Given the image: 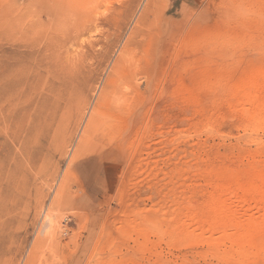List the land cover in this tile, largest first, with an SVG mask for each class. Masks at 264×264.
I'll use <instances>...</instances> for the list:
<instances>
[{"label":"rangeland","instance_id":"1","mask_svg":"<svg viewBox=\"0 0 264 264\" xmlns=\"http://www.w3.org/2000/svg\"><path fill=\"white\" fill-rule=\"evenodd\" d=\"M48 1L0 0V81L7 83L0 99V264H264V232L230 242L229 219L212 224L218 252L207 244L217 209L264 217V198L249 190L264 194V0H153L140 28L148 0L135 7L130 0H84L62 12ZM235 6L243 13L227 14ZM125 47L131 58L114 73ZM83 78L77 88L88 109L70 103L76 111L69 120L62 100L57 120L64 111L69 121L58 149L39 134L56 111L57 93L67 98ZM110 80L128 99L118 102L122 120L90 136L106 149L87 142L94 147L75 163L89 110ZM244 82H260L254 101L242 100ZM194 216L206 227L203 240L189 230L165 235L179 218L192 224Z\"/></svg>","mask_w":264,"mask_h":264},{"label":"bare ground","instance_id":"2","mask_svg":"<svg viewBox=\"0 0 264 264\" xmlns=\"http://www.w3.org/2000/svg\"><path fill=\"white\" fill-rule=\"evenodd\" d=\"M42 1H44V0H42ZM41 0H40V2H42ZM46 1H48V0H46ZM50 1V0H49ZM48 1V2H49ZM56 1H57V6H58V8L60 9H56L55 8V10H56V12H57V10H59V11H64L63 9H64V7L66 6L67 7V5L66 4H70V3H74L73 5H75V3H76V5H75V8L76 7H78L77 6V3L78 2H82V1H84V0H52V2H55V5H56ZM86 1V0H85ZM89 1V0H88ZM138 1H141V0H138ZM145 1V0H144ZM143 1V2H144ZM153 0H148L147 1V5H146V8H145V10L146 11H144L145 13H143L142 15H140L139 16V19H138V21H137V23H138V26H139V28L140 27H142V26H144L145 25V23L146 22H148L147 21V17H146V13H148V7L150 8V4H151V2H152ZM222 1V0H221ZM231 1V0H230ZM250 1V0H249ZM253 1V0H252ZM48 2H47V5H48ZM228 2H229V0H228ZM43 3V2H42ZM41 3V4H42ZM153 3V2H152ZM231 3H234L233 2V0L231 1ZM251 3V2H250ZM134 4H137V0H130V6H133V7H135L134 6ZM51 5H52V3H51ZM239 5H241V4H239ZM45 6H46V4H45ZM50 6V5H49ZM54 6V5H53ZM80 6V5H79ZM224 6H226V5H224ZM238 6V5H237ZM243 6V5H242ZM56 7V6H55ZM65 7V8H66ZM71 7H72V11L74 10L73 8V6L71 5L70 6V10H71ZM132 7V8H133ZM141 7V6H140ZM154 7V6H153ZM231 7V6H230ZM230 7H226V8H229L228 10H227V14H229V15H232V14H235L234 12H233V10H237L236 11V13L237 12H239L240 11V13H243L242 12V10H241V8L242 7H240L239 6V11H238V7H232L231 9H230ZM50 8H51V6H50ZM69 8V7H68ZM137 8V7H136ZM244 8V7H243ZM54 9V8H53ZM222 9V8H221ZM253 9V8H252ZM54 10V11H55ZM140 10V9H139ZM223 10V9H222ZM221 10V11H222ZM141 11V10H140ZM61 12H59V14L61 13ZM65 12H66V10H65ZM245 12L246 11H244V14H245ZM58 13V12H57ZM131 13H133V11L131 12ZM131 13H130V16H131ZM55 14V13H54ZM59 14H57V17L59 18L60 16H61V14L59 15ZM66 14H68V13H66ZM70 15H72V13L70 14ZM242 15V14H241ZM246 15V14H245ZM29 17V16H28ZM127 17H129V16H127ZM136 17V16H135ZM55 18V17H54ZM53 18V19H54ZM57 18V20H60V18L58 19ZM65 18V17H64ZM63 18V19H64ZM130 18V17H129ZM129 18H128V20H129ZM224 18V17H223ZM52 19V20H53ZM229 19V18H228ZM62 20V19H61ZM60 20V21H61ZM55 21H56V19H55ZM53 22H54V20H53ZM226 22V21H225ZM56 23V22H55ZM120 23V22H119ZM137 26V27H138ZM143 29V28H142ZM131 30V29H130ZM140 30V29H139ZM142 31V30H141ZM225 32V31H224ZM223 33V32H222ZM221 33V34H222ZM229 33V32H228ZM139 34V33H138ZM220 34V35H221ZM135 36H136V34H134ZM229 35V34H228ZM134 37V36H133ZM220 37V36H219ZM226 37H228V36H226ZM226 37H224L225 39H226ZM221 39H223V37L221 38ZM227 39H230L229 37L227 38ZM232 40V39H231ZM222 41V40H221ZM233 41V40H232ZM227 42V41H226ZM229 44V43H228ZM230 44H233V43H230ZM235 44V43H234ZM234 44L232 45V46H234ZM211 46H213V45H211ZM222 49V48H221ZM225 50V49H224ZM223 51V50H222ZM123 52L124 53H121V58L118 60V62H117V64L115 65V67H114V69H113V71H114V73H116V72H120L123 68H124V61L126 60V58H127V55H128V53H125V52H127V47H125L124 48V50H123ZM226 52V51H225ZM229 53V52H228ZM224 54V53H223ZM131 55H132V53H131ZM222 55V54H221ZM220 55V56H221ZM225 55V54H224ZM223 55V56H224ZM128 56H130V54L128 55ZM126 57V58H125ZM222 57V56H221ZM225 57V56H224ZM223 57V58H224ZM130 58H131V56H130ZM138 58V57H137ZM136 58V59H137ZM135 58L133 59V60H136ZM127 60H129V58L127 59ZM126 60V61H127ZM132 60V61H133ZM131 61V62H132ZM128 62H130V61H128ZM126 63V62H125ZM59 64H60V62H59ZM130 65V64H129ZM55 66H57L58 67V72L62 69H60L59 70V66H58V64L57 65H55ZM62 66V65H61ZM126 66V65H125ZM131 66V65H130ZM130 66L128 67V70L130 69ZM139 66V64L138 65H136V67H138ZM67 67V66H66ZM56 68V67H55ZM132 68H133V66H132ZM135 68V67H134ZM57 69V68H56ZM55 69V70H56ZM67 69V68H66ZM73 69V68H72ZM137 69H139V68H137ZM132 70V69H131ZM130 70V71H131ZM133 70H135V69H133ZM3 71V70H2ZM68 71V70H67ZM1 72V71H0ZM58 72H57V75H59L58 74ZM61 72V71H60ZM63 72V71H62ZM76 72H78V71H76ZM133 72V71H132ZM3 73V72H2ZM2 73H1V75H2ZM5 73H3V75H4ZM63 74V73H62ZM6 75V74H5ZM61 75V74H60ZM119 75V74H118ZM12 76H14V75H12ZM67 76H68V74H67ZM73 76H75V75H73ZM257 76V75H256ZM5 77V76H4ZM7 77V76H6ZM6 77H5V79H6ZM10 77V76H9ZM65 77H66V75H65ZM64 77V78H65ZM80 77V76H79ZM79 77H78V75H77V79H79ZM3 78V77H2ZM1 78V79H2ZM8 79H10V78H8ZM66 79V78H65ZM65 79H64V83H65ZM73 78H70V81H73L72 80ZM112 79V78H111ZM220 79V78H219ZM223 79V78H222ZM76 80V79H75ZM82 80V81H81ZM227 80V79H226ZM8 81H12V80H8ZM80 81L82 82L81 84L79 83V84H76L75 86H72L73 88H69V89H71L70 91L71 92H69V95H68V97L67 98H64L63 97V95H61V92H58L57 93V95H58V97H56L57 99H56V106L55 107H57L56 108V111H55V113L54 114H52L53 116H52V118H51V120L49 119V121L44 125V127H42V129H41V134H39V135H41V138L42 139H44V140H46L48 143H50V144H54V146H57V148L58 149H60V148H64V146H65V139L63 138L64 137V134H65V132H64V129L66 128V126H65V124L63 125V122H64V120H63V118H64V115H65V113H63L62 111V113L60 114V117H59V120H57V113H58V109L60 108V104H61V102H63L62 100H64V99H66L67 100V102H68V104L70 105V103H71V105L72 106H75L74 104H77L76 105V109H81V106L83 105V110L85 109V110H87L88 109V107H87V105H88V98L86 97V95L84 94V90L82 91V89H80V92H79V90H78V88L77 87H79L80 88V86L83 84V86H84V78L83 79H80ZM150 81V80H149ZM219 81H221V80H219ZM223 81V80H222ZM263 81V80H262ZM261 81V82H262ZM0 82H2V80L0 81ZM6 82V81H5ZM63 82V81H62ZM77 82H79V80L77 81ZM116 82V81H115ZM226 82V81H225ZM3 83V82H2ZM0 84V99H4V97H5V95H6V92H7V89H6V86H7V83H3V84ZM11 83V82H10ZM69 83V82H68ZM73 83V82H72ZM71 82H70V84H72ZM75 83V82H74ZM113 83V81L112 80H110V82H108V83H106L105 85H104V87L102 88V90L100 91V94H99V96H98V99H97V101H96V104L94 105V107L92 108V110L90 111L89 110V112H90V114H88V120L86 121V123H85V127H83V129H82V132H81V137H80V139H79V142H78V145H77V148L75 149V151H74V155H73V162H75L76 163V161L77 160H80L79 158H80V156H82V154L85 152V150H91L90 148H91V146L93 145V144H91V146L89 145L90 143H91V141H93V140H91V141H89L90 139V136L93 134V133H95L96 131H102V133H103V131L104 132H111V131H113L114 130V128H115V126H117L118 124L116 123V119H118V118H120V117H118V114H117V112H118V102L119 103H122V104H124V103H127V101H128V99H127V97L125 96V98H124V95H122L121 93H119L118 91H117V88H116V86L114 85V84H112ZM151 83V82H150ZM246 82H244V84H245ZM256 83V82H255ZM254 83V84H255ZM260 83V82H259ZM258 83V84H259ZM264 83V81L262 82V84ZM211 84V83H210ZM224 84V83H223ZM248 84H250L249 82H248ZM248 84L246 85L245 84V87L243 88V89H241V90H243L242 91V93L241 94H243V95H241L242 96V100H249V98H252L253 96H254V98L257 96V91H258V89L260 88V90H261V92H259V94L260 95H262L261 93H262V91H264V89L262 88V86L264 85H261V84H259V88L258 89H255V90H257L256 91V93L254 92V88L256 87V86H258V84L256 85L255 84V87H254V84H250L249 86H248ZM65 85H66V83H65ZM69 85V84H68ZM86 85V84H85ZM122 85V84H121ZM149 85V84H148ZM82 86V87H83ZM238 86V85H237ZM236 86V87H237ZM65 87V86H64ZM128 87V86H127ZM137 87H138V85H137ZM140 87V86H139ZM143 87V86H142ZM219 87H220V84H219ZM227 87V86H226ZM239 87H240V85H239ZM239 87H237V89L239 88ZM264 87V86H263ZM67 88V87H66ZM77 88V89H76ZM91 88H93V87H91ZM90 88V89H91ZM221 88V87H220ZM242 88V87H241ZM263 90H262V89ZM58 89V88H57ZM64 89V88H63ZM76 89V90H75ZM83 89H84V87H83ZM86 89V88H85ZM125 89V88H124ZM123 89V90H124ZM235 89V87L232 89V91ZM61 90V89H60ZM236 90V89H235ZM238 90H240V88L238 89ZM240 90V91H241ZM67 91H68V89H67ZM231 91V92H232ZM237 91V90H236ZM52 92H54V91H52ZM57 92V91H56ZM92 92V91H91ZM222 92V91H221ZM253 92H254V95H253ZM63 93H64V91H63ZM66 93V92H65ZM236 93V92H235ZM264 93V92H263ZM135 94H136V92H135ZM255 94H256V96H255ZM55 95V94H54ZM65 95V94H64ZM122 95V96H121ZM139 95V94H138ZM240 95V94H239ZM88 96V95H87ZM254 98H252V100L251 101H254ZM55 100V99H54ZM241 100V101H242ZM65 101V100H64ZM53 102V101H52ZM66 102V103H67ZM244 102H247V101H244ZM253 103V102H252ZM53 104V103H52ZM64 104V103H63ZM133 104V103H132ZM71 105H70V107H71ZM134 105V104H133ZM136 105V104H135ZM77 106H78V108H77ZM260 107V106H259ZM51 108V107H50ZM69 106L67 105V114H68V112H69V110H72L73 111V109H75V108H73L72 109V107L71 108H69ZM136 108H137V105H136ZM250 108H252V107H250ZM250 108H249V110H250ZM55 109V108H54ZM64 109V108H63ZM76 109H75V111H76ZM135 109V108H134ZM134 109H132V107H131V110H134ZM143 109V108H142ZM66 110V109H65ZM120 110H122V109H120ZM120 110H119V112H120ZM136 110V112L138 113L139 111H137V110H139V106H138V109H135ZM256 110V109H255ZM253 111V110H251V111H253V112H251V111H248V112H251V114H253L252 115V118L254 119V120H256V122L258 123V122H260L261 120H262V118L260 117L261 116V114H263V110H264V106L262 105V107H261V111H262V113L260 114V112H258L257 111V113H254V112H256V111ZM257 110H258V107H257ZM259 110H260V108H259ZM71 111V112H72ZM52 112H54V111H52ZM51 112V113H52ZM132 113L134 112V111H131ZM74 113V112H73ZM81 113H83V112H81ZM80 113V114H81ZM131 113V114H132ZM139 113H141V111L139 112ZM48 114H49V112H48ZM72 114V113H71ZM71 114H68V115H70L69 116V120H71L70 119V117L73 115H71ZM79 114V115H80ZM84 114V113H83ZM122 114V113H121ZM131 114H130V117H131ZM143 114V113H142ZM48 116V115H47ZM263 116V115H262ZM43 117V116H42ZM67 117V116H66ZM134 118L136 117V115L135 116H133ZM138 117V116H137ZM48 118H50V117H48ZM67 119H68V117H67ZM78 119V118H77ZM121 120H122V118H120ZM136 119V118H135ZM140 118L138 117L137 118V120H139ZM48 120V119H47ZM68 120V121H69ZM83 117L80 119V121H79V125L83 122ZM43 121H45V120H43ZM67 120H65V122L64 123H66V124H68V121L66 122ZM136 121V120H135ZM123 122H125V121H123ZM133 122V121H132ZM70 123H71V121H70ZM129 123H131V121H129ZM133 125H134V123H132ZM132 124H130L131 126H132V128H133V125ZM136 124V123H135ZM130 125H128L127 124V126H129V128H130ZM41 126V125H40ZM43 126V125H42ZM68 126V125H67ZM134 127H136V126H134ZM138 128V127H137ZM78 129H79V127L77 128V131H78ZM129 130H131V129H128L127 131H129ZM40 131V130H39ZM66 131V130H65ZM76 131V132H77ZM131 132V131H130ZM134 132V131H133ZM39 133V132H38ZM38 133L36 134V135H38ZM97 133V132H96ZM100 133V132H99ZM135 133V132H134ZM101 134V133H100ZM36 135H35V137H36ZM38 135V136H39ZM114 135V134H113ZM70 136V135H69ZM99 136H101V135H99ZM107 136H109V134L107 135ZM112 136V135H111ZM115 136V135H114ZM124 136V135H123ZM79 137V136H78ZM77 137V138H78ZM95 138H96V135L94 136ZM94 137L93 138H91V139H94ZM103 137H104V134H103ZM101 138H102V136H101ZM125 138H127V137H125ZM32 139H34V138H32ZM122 139V138H121ZM120 139V140H121ZM128 139V138H127ZM37 140V139H36ZM100 140V139H99ZM123 140H125L124 138H123ZM31 141V140H30ZM63 141H64V144H63ZM94 141H95V139H94ZM93 141V142H94ZM102 141H104V140H102ZM129 141V140H128ZM134 141V140H133ZM33 142V144H34V142H36L35 141V139H34V141H32ZM38 142V141H37ZM89 144H88V143ZM116 142V141H115ZM114 142V143H115ZM131 142V141H130ZM86 143L88 144V145H86ZM120 143V142H119ZM125 143H127V142H125ZM132 143V142H131ZM56 144V145H55ZM98 144V143H97ZM95 145V142H94V146H99V145ZM118 144V143H117ZM101 145V144H100ZM114 145V144H113ZM116 145V144H115ZM132 145V144H131ZM130 145V146H131ZM53 146V147H54ZM68 146V145H67ZM75 146V145H74ZM85 146H87V148H88V146H90L89 147V149H85L84 147ZM94 146H92V147H94ZM118 146V145H117ZM128 146V145H127ZM35 147V146H34ZM49 147V146H48ZM51 147V146H50ZM53 147H51V149H53ZM60 147V148H59ZM96 147H95V149H96ZM102 147V146H101ZM101 147H97V148H101ZM104 147V146H103ZM103 147H102V149H103ZM123 147V146H122ZM55 148V147H54ZM105 148V147H104ZM124 148V147H123ZM122 148V149H123ZM131 148V147H130ZM93 149V148H92ZM106 149V148H105ZM47 150V149H46ZM50 150V149H49ZM53 150H55V149H53ZM63 149H61L60 150V152L62 151ZM74 150V149H73ZM101 150V149H100ZM32 151V150H31ZM56 151V150H55ZM59 151V150H58ZM57 151V152H58ZM119 151V150H118ZM35 152V151H34ZM33 152V153H34ZM46 152V151H45ZM83 152V153H82ZM29 153V156H27L28 158L30 157V159L31 160H34V158H35V155L34 154H31L30 152H28ZM82 153V154H81ZM92 153V152H91ZM114 154H115V152H114ZM84 156V155H83ZM28 158H27V160H28ZM37 158H39V157H37ZM43 158H44V161H43V159L41 160V162H42V166L44 167V162H45V157L43 156ZM49 159V158H48ZM28 162V161H27ZM37 163V162H36ZM26 164V163H25ZM28 164V163H27ZM44 164V165H43ZM27 165H25V167H26ZM40 166V165H39ZM41 166V167H42ZM46 166V165H45ZM40 168L41 170L42 169H44V168ZM29 168V167H28ZM21 169V168H20ZM33 169V168H32ZM35 169V168H34ZM29 170V169H28ZM39 170V169H38ZM40 171V170H39ZM44 171V170H43ZM29 172V171H28ZM38 172V171H37ZM36 172V174H38ZM42 172V171H41ZM25 173H26V171H25ZM31 173V172H30ZM44 173V172H43ZM23 174H24V172H23ZM27 174V173H26ZM22 175V174H21ZM27 175H31V174H27ZM24 176V175H23ZM39 176V175H38ZM37 176V177H38ZM22 177V176H21ZM31 177V176H30ZM65 178V177H64ZM18 179H19V177H18ZM18 179H17V181H18ZM21 179V178H20ZM24 179V178H23ZM27 180V179H26ZM26 180H25V182H26ZM16 181V183H18ZM22 181H24V180H22ZM35 181V180H34ZM42 181V180H41ZM64 181H65V179H64ZM15 182V181H14ZM19 182H20V180H19ZM33 183V182H32ZM63 183V182H62ZM36 184V183H35ZM40 184V183H39ZM21 185H22V183H21ZM24 185V184H23ZM62 185V184H61ZM18 186V185H17ZM31 187H33V185L31 186ZM35 187V186H34ZM33 187V188H34ZM250 187V189L249 190H251L252 192H254L253 193V195L255 196V197H258V196H256V195H259V199H261V200H263V198H264V194L259 190V188L258 187H256V186H252L251 187V185L249 186ZM224 188V187H223ZM229 188V187H228ZM247 188V187H246ZM20 189V188H19ZM21 193L23 194L24 192H25V188H23V187H21ZM35 189V188H34ZM39 189V188H38ZM60 189V188H59ZM31 190V189H30ZM248 190V189H247ZM247 190H245V192L247 191ZM15 191V190H14ZM230 191V190H229ZM19 192V191H18ZM31 192V191H30ZM29 192V193H30ZM58 192V191H57ZM231 192H232V190H231ZM250 191H248V193H249ZM15 193V192H14ZM20 193V192H19ZM34 193H36V196L37 195H39V194H37V193H39V191H35ZM41 193V192H40ZM21 194V195H22ZM64 194V193H63ZM28 195V194H27ZM249 195H251L250 193H249ZM63 196V195H62ZM247 196V195H246ZM245 196V197H246ZM34 197V196H33ZM244 197V198H245ZM261 197V198H260ZM37 198H38V196H37ZM226 198V197H225ZM247 198V197H246ZM15 199H16V197H15ZM29 199V198H28ZM259 199H258V201H259ZM11 200H13L12 198H11ZM27 200V199H26ZM30 200H32L33 201V199H30ZM226 200V199H225ZM260 200V201H261ZM10 202H12V201H10ZM15 202H16V200H15ZM231 202V201H230ZM262 202V201H261ZM260 202V203H261ZM26 203V202H25ZM41 203V202H40ZM263 204H264V200H263V202H262ZM261 203V204H262ZM191 204V203H190ZM225 203L224 202H221L220 203V205H219V208H220V206L222 205H224ZM14 205H15V203H14ZM192 205V204H191ZM194 205V204H193ZM12 207H14V206H12ZM24 207V206H23ZM27 207V204H26V206H25V208ZM190 207V206H189ZM193 207V206H192ZM191 208V207H190ZM23 210H24V208L22 209V212H23ZM226 210V211H225ZM264 210V209H263ZM15 211V210H14ZM217 211V213H215V211H213V213H214V215H212V217H211V219H210V223H209V226H208V228H209V233L210 234H212V236H210L211 238H206V236H205V239H207V244H208V247H210L211 249H212V251L214 252V253H217L218 252V245H219V241L217 240V239H215L214 238V236H213V234H214V232L215 233H217V230L216 229H214V224L215 225H217V222H222L224 219L226 220V221H228V219L230 220V224H228V225H231V227L230 226H228V227H230V229H231V234H229L228 235V240L231 242H233V241H235L236 242V240H239L240 238H243V239H253V236H259L260 235V233L261 232H264V217H263V215H262V220L260 219V221H259V219L258 220H254V218H249V217H252V216H249L247 219L246 218H243V215L241 214L239 217H236L235 215H233V214H231L232 212H229V211H227V209H217L216 210ZM239 211H241V210H239ZM239 211H237V212H239ZM243 211V210H242ZM245 211V210H244ZM243 211V212H244ZM16 212V211H15ZM21 212V211H20ZM27 212V211H26ZM227 212H229V213H227ZM236 212V213H237ZM14 213V212H13ZM19 213V212H18ZM11 214V213H10ZM17 214V213H16ZM239 214V213H238ZM249 214H250V212H249ZM15 215V214H14ZM18 215V214H17ZM16 216V215H15ZM246 216H247V213H246ZM8 217V216H7ZM12 217V216H11ZM241 217V218H240ZM17 218V217H16ZM19 218H21V216L19 217ZM189 219V218H188ZM192 219V224H189L188 222H187V220H186V218L185 217H182V218H179L177 221H176V223H175V225L174 226H172V229L170 230V231H168V232H166V236H174V235H176V234H178V233H181V232H183V231H185V230H189V231H191L190 233H192V234H198L197 235V237H195V239L197 240V241H201V240H203V239H201V237H203L202 235H205V232L204 231H206L205 230V228H203L202 226H200V225H203V222H202V220H200V218L199 217H197V216H194L193 218H191ZM20 220V219H19ZM224 220V221H225ZM225 221V222H226ZM18 223H19V221H18ZM196 224V225H195ZM213 224V225H212ZM172 225V224H171ZM193 225H195V228L193 227ZM213 226V227H212ZM222 227V226H221ZM224 227H226L225 225H224ZM201 228H203L204 229V234H203V232H202V230L203 229H201ZM18 229V228H17ZM16 229V230H17ZM216 230V231H215ZM226 230H228V228L226 229ZM3 231V230H2ZM219 231H221L220 229H219ZM207 233V232H206ZM221 233V232H220ZM223 233V232H222ZM209 234V235H210ZM219 234V233H218ZM220 235H224V234H220ZM226 235V234H225ZM214 239H213V238ZM217 237V236H216ZM225 237H227V236H225ZM224 236H223V238H225ZM219 238H222V236L221 237H219ZM239 238V239H238ZM259 238V237H258ZM185 239L186 238H184V241H185ZM242 239V240H243ZM259 239H261V238H259ZM187 240V239H186ZM263 240V239H262ZM240 241V240H239ZM246 241V240H245ZM244 241V242H245ZM248 241H250V240H248ZM181 242H182V240H181ZM234 242V243H235ZM241 243H242V241H240ZM239 242V243H240ZM251 242V241H250ZM256 242H258V241H256ZM37 243V242H36ZM238 243V242H237ZM238 243V244H239ZM246 243V242H245ZM244 243V244H245ZM254 243V241H252L251 242V244H253ZM258 243H260V242H258ZM255 244H257V243H255ZM247 245V244H246ZM249 245V244H248ZM236 246H238V245H236ZM240 246V245H239ZM238 246V247H239ZM245 247V245L243 246V248ZM221 248V247H220ZM233 248V247H232ZM241 248V247H240ZM259 248H260V246H259ZM210 249V250H211ZM229 250V249H228ZM227 250V251H228ZM244 250H246V249H244ZM225 251V250H224ZM232 251V250H231ZM233 251H236V249L235 250H233ZM243 251V250H242ZM238 252V251H237ZM248 252V251H247ZM250 252V251H249ZM248 252V253H249ZM9 253V252H8ZM221 253V252H220ZM219 253V254H220ZM222 253H223V251H222ZM235 253V252H234ZM251 253V252H250ZM253 253V252H252ZM224 254H226V253H224ZM232 256H234L233 254H231ZM237 255L238 256H240L241 257V259H242V256H243V253L241 252V253H237ZM219 256H221V255H219ZM225 256H227V255H225ZM262 256V255H261ZM222 257H224V255L222 256ZM221 257V258H222ZM251 257V256H250ZM219 258V257H218ZM234 258V257H233ZM246 258V257H245ZM249 258V257H248ZM255 259V258H254ZM219 260H221V259H219ZM251 261V260H250Z\"/></svg>","mask_w":264,"mask_h":264}]
</instances>
